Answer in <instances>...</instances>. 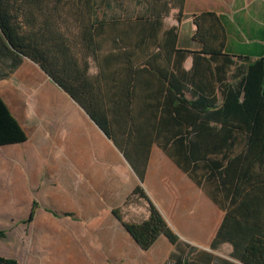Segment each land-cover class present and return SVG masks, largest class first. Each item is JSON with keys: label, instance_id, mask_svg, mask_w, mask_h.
Instances as JSON below:
<instances>
[{"label": "trees", "instance_id": "trees-1", "mask_svg": "<svg viewBox=\"0 0 264 264\" xmlns=\"http://www.w3.org/2000/svg\"><path fill=\"white\" fill-rule=\"evenodd\" d=\"M132 3L0 0V42L17 65L32 60L80 105L141 183L151 147L163 149L225 212L212 248L228 243L238 262L264 264V57L227 54L225 25L212 11L193 16L201 49H180L179 26L164 22L172 0ZM25 139L0 98V144ZM133 196L147 203L146 219L121 212ZM113 214L144 250L161 235L182 244L140 184Z\"/></svg>", "mask_w": 264, "mask_h": 264}, {"label": "crops", "instance_id": "crops-1", "mask_svg": "<svg viewBox=\"0 0 264 264\" xmlns=\"http://www.w3.org/2000/svg\"><path fill=\"white\" fill-rule=\"evenodd\" d=\"M205 11L215 12L223 21L227 54L251 60L264 57V0H185L181 22L172 24L179 26L180 49H201V44L192 39L196 30L193 16ZM184 28L187 31L183 33ZM0 50V98L26 136L24 141L0 144V257L18 264H242L232 258L230 244L212 248L224 210L163 149L157 144L151 147L141 183L123 152L35 62L21 57L17 65L18 58L6 52L2 42ZM192 66L193 57H189L184 67L190 70ZM39 71L56 85V96H69L89 120L62 123L60 114L71 112V102L67 107H58L61 102L52 100L51 91H44L51 90V86L25 84V75L33 78ZM52 131L67 134L70 141L74 136L78 138L80 150L91 151L99 161L96 166L110 173L115 181L110 200L101 196L95 201L97 205L113 206L111 213L94 214V220L107 223L97 228L67 230L66 234L73 233L76 240L63 242L60 249L40 241L39 237L47 232L39 228L41 206L34 198L40 186V142L47 141L49 145ZM86 170L94 172L92 168ZM139 184L178 235L181 245L161 235L150 249L144 250L115 217L113 209L123 207ZM34 202L38 207L29 221ZM140 213L143 220L148 217L147 203Z\"/></svg>", "mask_w": 264, "mask_h": 264}, {"label": "rangeland", "instance_id": "rangeland-1", "mask_svg": "<svg viewBox=\"0 0 264 264\" xmlns=\"http://www.w3.org/2000/svg\"><path fill=\"white\" fill-rule=\"evenodd\" d=\"M130 1L133 2L130 8L133 9L136 0ZM178 3V0H172L171 4L174 6L169 16L164 19L166 27L177 23ZM184 30L187 31L184 28L182 29L183 33ZM29 66L34 70V65L29 63ZM24 81L25 84L35 86H51V90L44 89V91H51L52 100L61 102L62 105H58V107L63 104L67 107L71 102V112L66 111L64 114H60L62 123L66 124L67 120H89L81 108L73 100H70L69 96L64 94L56 96V92H58L56 85L44 73L39 71L33 78L25 75ZM78 135L76 136L79 137ZM40 143L42 145L39 151L40 186L38 190H35L34 198L41 206L38 210L39 228L47 233L39 239L50 248L52 243L53 247L56 246L60 249L62 247L59 246H62L63 242L69 243L71 240H76L73 233L66 234L67 230L73 232L84 227L97 228L101 223H107L104 220H94V214L97 212L111 213L113 206L111 204L97 205L95 201L101 196L110 200L115 181L111 180L110 173L103 172L102 167L96 166L99 161L91 151L80 150L79 140L75 139V136L74 140L70 141L67 134L52 131L49 145L47 141ZM87 168L94 169V172L87 171ZM140 203L143 202L139 197H131L128 204L121 210L125 213L124 217L129 220L140 214L139 212L143 208V204L140 205ZM45 209L51 210L57 216L48 213ZM66 213H70L71 216L64 217L63 215ZM108 223L111 224L110 221Z\"/></svg>", "mask_w": 264, "mask_h": 264}, {"label": "water", "instance_id": "water-1", "mask_svg": "<svg viewBox=\"0 0 264 264\" xmlns=\"http://www.w3.org/2000/svg\"><path fill=\"white\" fill-rule=\"evenodd\" d=\"M50 78V77H49ZM51 79V78H50ZM52 80V79H51ZM53 81V80H52ZM54 82V81H53ZM90 117V116H89ZM91 119V118H90ZM92 120V119H91ZM53 214V213H52ZM54 215V214H53Z\"/></svg>", "mask_w": 264, "mask_h": 264}]
</instances>
